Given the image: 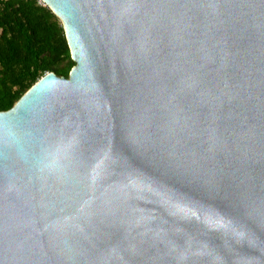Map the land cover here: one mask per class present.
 <instances>
[{
    "label": "water",
    "instance_id": "1",
    "mask_svg": "<svg viewBox=\"0 0 264 264\" xmlns=\"http://www.w3.org/2000/svg\"><path fill=\"white\" fill-rule=\"evenodd\" d=\"M75 62L0 111V264H264V0H41Z\"/></svg>",
    "mask_w": 264,
    "mask_h": 264
},
{
    "label": "trees",
    "instance_id": "2",
    "mask_svg": "<svg viewBox=\"0 0 264 264\" xmlns=\"http://www.w3.org/2000/svg\"><path fill=\"white\" fill-rule=\"evenodd\" d=\"M75 64L60 19L41 0H0V111L42 75Z\"/></svg>",
    "mask_w": 264,
    "mask_h": 264
}]
</instances>
